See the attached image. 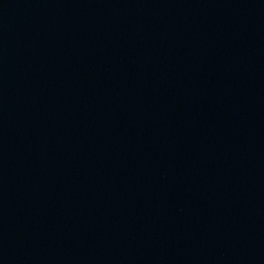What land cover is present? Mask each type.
I'll list each match as a JSON object with an SVG mask.
<instances>
[{"label": "water", "instance_id": "95a60500", "mask_svg": "<svg viewBox=\"0 0 264 264\" xmlns=\"http://www.w3.org/2000/svg\"><path fill=\"white\" fill-rule=\"evenodd\" d=\"M250 65L248 182L240 264H264V0H246Z\"/></svg>", "mask_w": 264, "mask_h": 264}]
</instances>
